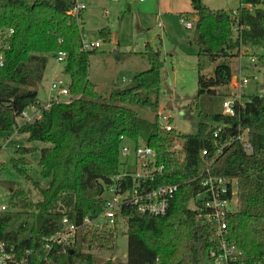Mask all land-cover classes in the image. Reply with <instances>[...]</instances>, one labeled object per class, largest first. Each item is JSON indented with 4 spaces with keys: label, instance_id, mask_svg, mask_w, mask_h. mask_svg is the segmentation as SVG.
Here are the masks:
<instances>
[{
    "label": "trees",
    "instance_id": "1",
    "mask_svg": "<svg viewBox=\"0 0 264 264\" xmlns=\"http://www.w3.org/2000/svg\"><path fill=\"white\" fill-rule=\"evenodd\" d=\"M191 1L193 12L182 16L191 23L195 19L197 100L209 99L205 106L196 105V133L182 135L165 133L159 124L164 66L159 51L148 46L141 54L148 70L136 75L129 88L115 84L105 98L89 79L90 57L98 50H81L85 30L70 15L75 0H0V38L7 44L1 49L5 58L0 67V147L14 135L22 112L40 104L37 89L49 55L66 54L63 72L70 76L72 96L69 103L53 105L41 120L18 129L29 142L45 145L16 148V157L11 159L13 168L35 188L38 200L10 187V211L0 218V241L21 253L33 251L39 264H116L93 252L117 250L121 219L127 228L123 264H215L217 228L190 209V203L204 191L199 178L208 160L213 175L236 180L239 188L237 207L227 220L228 239L236 248L231 264H264V95L246 97L243 105H236L234 116L215 108L230 97L219 89L229 88L232 82L231 60L239 58L245 48L264 53V0H240L236 11H214L203 0ZM99 34L101 40H110L109 30ZM262 52L260 61L264 60ZM211 68L213 75L208 77L205 72ZM244 131L251 153L237 140ZM122 138L134 147L145 142L156 152L165 173L153 188L179 186L167 215L153 217L124 207L113 230L82 231L73 249L55 250L44 261L43 239L57 233L64 218L82 225L85 219L95 221L102 215L105 193L121 173ZM178 139L185 141L183 161L172 151ZM204 149L208 150L205 161ZM37 153L44 185L29 174L28 157ZM3 166L0 163V171Z\"/></svg>",
    "mask_w": 264,
    "mask_h": 264
},
{
    "label": "rangeland",
    "instance_id": "2",
    "mask_svg": "<svg viewBox=\"0 0 264 264\" xmlns=\"http://www.w3.org/2000/svg\"><path fill=\"white\" fill-rule=\"evenodd\" d=\"M86 6L87 10L82 17L87 40L96 42L100 40L99 33L102 29L110 31V40L108 42L101 40L102 47L97 51L98 54L90 57L89 79L95 84L97 92L107 98L110 92L117 87L115 84L120 85L121 89L131 87L133 78L149 68L141 54L146 52L147 47L150 46L160 52L164 64L159 115L170 117L171 124L178 133L195 134L199 122L195 113L196 105L205 106L209 98L205 96L197 100L198 47L194 41V30L187 29L179 16L190 11L189 0H164L162 8H160V0H145V2L122 0L120 3L109 0H86ZM191 21L194 23L195 19ZM79 22L82 26V19ZM4 40L5 38H0V49L6 48L7 44ZM242 53L239 58H234L232 59L234 61L230 62L232 74L237 76L242 67H247L243 74L245 76L257 75L259 93L264 90V64L261 65L263 69L260 74L258 71L254 72V67L247 58L251 53L250 49L245 48ZM47 59L44 77L37 89L41 106L47 105L52 94L51 86L57 78L64 83L70 82V76L63 72L65 62H59L52 55H49ZM213 70L214 68H211L205 74L210 77L213 75ZM124 78L126 82H122ZM255 84L252 82L247 90L244 89L246 94H256ZM219 93L231 96L233 90L223 88L219 89ZM69 98L71 97H61V100L68 101ZM227 99L229 97L225 100ZM215 108L223 112L221 103L215 104ZM143 112L147 117H152L147 111ZM18 121L19 125L24 123L23 120ZM2 146L0 160L4 166L0 171V203H9L11 186L30 193L32 200L37 201L38 195L35 188L27 184L25 178L13 168L11 159L16 157V148H42L45 145L39 142H29L27 135L15 132ZM131 148L128 160L123 155L120 156L121 173L135 171L136 159L133 147ZM177 157L182 159L183 155H177ZM39 158L38 153L28 157L31 161L29 174L34 181L44 185L38 167ZM109 196L110 194L106 192L105 197ZM193 205L194 202H191V209H194ZM126 231V224L122 223L117 233L116 251H94L93 254L105 262L112 260L116 264H123L127 257Z\"/></svg>",
    "mask_w": 264,
    "mask_h": 264
},
{
    "label": "built area",
    "instance_id": "3",
    "mask_svg": "<svg viewBox=\"0 0 264 264\" xmlns=\"http://www.w3.org/2000/svg\"><path fill=\"white\" fill-rule=\"evenodd\" d=\"M113 2H120L121 0H109ZM145 2V0H139ZM87 10L86 0H75L71 9L70 15L80 23L81 16ZM182 23L189 30L193 29V23L187 21L185 17L181 16ZM13 32L11 31L10 34ZM83 52H93L101 49V39L96 42H89L84 33L81 37ZM243 52V49H242ZM243 53H241L242 55ZM260 52L251 51L247 56L250 59L254 71L261 69L264 60L260 61ZM4 52L0 49V67L4 65ZM59 62L65 61L66 54L61 52L57 57ZM247 67H242L237 76H233L232 82L229 87L233 89V94L229 99L225 100L222 104L223 113L228 116L235 115L236 105H243L246 97H243L242 92L247 89L249 84L254 82L258 83L256 74L245 76L244 70ZM259 72V70H258ZM122 82H126L124 78ZM70 82L64 83L60 78H57L51 86V96L46 106L32 105L25 109L21 116L17 119L15 125V132L24 124L34 123L43 117V113L48 111L53 105L61 103H69L72 100L70 94ZM264 95V90L258 93ZM61 97L69 98L70 100H61ZM18 120H23V124L19 125ZM171 118L168 116L159 115V124L165 133L176 131L172 126ZM220 131V129H219ZM247 131L243 135H239L237 140L243 143L244 148L248 152H252V146L246 139ZM218 132L215 134L217 137ZM121 155L129 159L131 147L135 154V171H127L120 173L114 180V184L108 189L110 196L106 198L104 211L102 215L95 221L85 219L82 225L72 223L68 218L62 221V228L55 234L43 239L42 250L45 255L44 261L55 250L66 253L68 250L73 249L75 246L78 234L82 231L86 232L87 229H95L99 233L102 230H113L117 223V218L120 211L124 207H134L140 214L162 217L167 215L169 211L170 201L174 198L179 190L178 185H160L153 188V184L157 180L162 179L165 173V167L158 164L156 152L147 146L145 142L140 141L136 147L123 140ZM11 142V140L9 141ZM184 140L178 139L173 147V153L183 155ZM131 146V147H130ZM3 146L0 147V152ZM208 150L201 152V157L206 160ZM184 156L182 157V161ZM207 170L205 174L200 176V184L204 191L199 193L194 200V210L197 213V218L204 220L206 224H213L217 228L219 238V250L212 253L215 264H231L236 254L234 244H231L228 235V217L235 211L237 207V194L238 184L237 181L221 178L213 175L210 171L212 162L206 160ZM1 163V160H0ZM200 202L201 206L197 203ZM191 209V208H190ZM8 204L0 203V218L9 212ZM120 223L123 221L120 219ZM0 264H39L36 255L33 251L27 250L21 253L16 250L13 245L4 241H0Z\"/></svg>",
    "mask_w": 264,
    "mask_h": 264
},
{
    "label": "crops",
    "instance_id": "4",
    "mask_svg": "<svg viewBox=\"0 0 264 264\" xmlns=\"http://www.w3.org/2000/svg\"><path fill=\"white\" fill-rule=\"evenodd\" d=\"M120 2H122V0ZM120 2H118V3H120ZM163 2H164V0H160V8L163 7ZM189 3H190V8L191 9H190V11H187L186 14L193 12L192 1L189 0ZM203 3L205 4L206 7H208L211 10H214V11H216V10L236 11L241 5L240 4V0H203ZM179 16H182V15H179ZM81 19H82V26L84 28L85 27L84 19H83V17ZM84 30H85V28H84ZM232 61H234V60H231V62ZM231 67H232V65H231ZM261 69H263V68H261ZM261 69H258L259 70V74L261 72ZM258 70H255V71H258ZM233 76L235 77L236 75H233ZM122 81H123V79H122ZM255 85H256V94H257L258 91L260 90L259 89V83H256ZM229 88H231V87H229ZM247 89H245V90H247ZM244 91H243V96L244 97H248L250 95H253V94H246V91L245 92Z\"/></svg>",
    "mask_w": 264,
    "mask_h": 264
}]
</instances>
